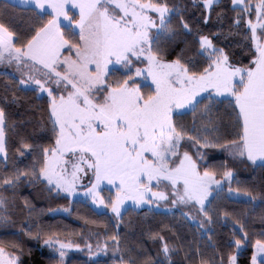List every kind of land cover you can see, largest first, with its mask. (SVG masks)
Listing matches in <instances>:
<instances>
[{
    "label": "snow or ice",
    "instance_id": "1",
    "mask_svg": "<svg viewBox=\"0 0 264 264\" xmlns=\"http://www.w3.org/2000/svg\"><path fill=\"white\" fill-rule=\"evenodd\" d=\"M220 6L192 0L197 16L183 0L0 3V264H35L33 244L48 264L84 248L87 264H238L248 249L247 264H264V0ZM10 132L29 163L10 158ZM25 188L111 215L78 216L103 232L73 240L40 221ZM139 211L174 222L125 223ZM220 227L231 239L217 240Z\"/></svg>",
    "mask_w": 264,
    "mask_h": 264
},
{
    "label": "trees",
    "instance_id": "2",
    "mask_svg": "<svg viewBox=\"0 0 264 264\" xmlns=\"http://www.w3.org/2000/svg\"><path fill=\"white\" fill-rule=\"evenodd\" d=\"M5 2L4 0H0V3ZM170 2H173V0H170ZM185 4L189 5V11L194 12L197 16H199V11L196 9L191 8L192 0H183ZM199 2V0H197ZM228 6V0H221V6L217 9V11H223L224 8ZM20 15H23L22 13H18ZM229 16L234 15L233 13L229 12L227 13ZM217 19L216 14L214 13L212 16L213 22H215ZM235 52L239 53L236 58L243 59L245 62L247 61V55L243 54L242 47H236L233 49ZM23 109H13L12 110V118L14 120L18 121H27L29 117L27 115H23L22 117L19 115V113H22ZM187 122H191L192 117L189 115L186 117ZM24 133H27L29 135H32L34 139H38L40 135V131L38 129H34L33 127L29 126L27 128L22 129ZM9 136L11 139L9 140V150H10V158H14L15 160L19 161L24 159L25 163H29V161L25 158L19 157L18 154L15 153V149L12 148V143L15 141L16 137L14 133H9ZM213 155L210 157V160L214 164H219L224 157L221 155V153L218 150H212ZM236 174L237 177L242 182H248L249 178L251 177V169L246 168L243 165H236ZM107 191H105L104 195L106 196ZM22 196L28 197L36 206L37 210L40 209L44 210V214L39 217L40 221L43 224H51L55 226L58 230L61 232H68V233H75V235L70 236V239L80 241V237L82 234H86L89 229L93 231H100L103 232L102 227H96L95 225H85L80 219H78V216H87L89 219L92 220H104L105 217L97 216L95 213L97 212L90 204H88L87 207H84L81 204H77L73 202L72 204H69L68 200L64 199H54L52 197H49L46 193H41L37 189H30L25 188L21 190ZM18 203H22V201H18ZM64 207H69L71 211V215L59 213L62 211ZM224 207L228 208L229 211L235 210L237 214L241 213L243 209L240 206H237L232 203H225ZM49 209H52V211H49ZM57 209H60V211H56ZM107 215H111L110 211L107 212ZM26 218V210L23 217L19 216L18 219H24ZM178 219V214H177ZM131 222L134 226H136V229H138L140 226L147 227L149 224L153 228H159L163 225L173 223V217L168 216H156L153 217L149 215L148 217L144 216L143 211H139L137 214H130L125 217V223ZM255 229H259L260 225L259 223H255L253 225ZM124 232H128V229H124ZM230 227H220L217 229V240L221 243L228 241L231 239L230 236ZM123 234V233H122ZM166 235H170L167 232H165ZM184 234L187 235L189 238H191V232L187 228L184 229ZM63 238V237H62ZM130 243H133L134 241L131 239L130 234ZM93 244H95V240L92 241ZM146 245L151 248V242L145 240ZM33 247L36 249L33 253L32 260L35 262V264H48V257L50 253L45 249L41 251L39 246H36L33 244ZM81 247L83 248V244L81 243ZM251 255V249H248L246 251H243L238 259V264H247V261L250 260ZM88 259L86 256L80 253H74L72 254L67 261L69 264H87ZM101 260H107V257L100 258ZM110 264V262H109Z\"/></svg>",
    "mask_w": 264,
    "mask_h": 264
},
{
    "label": "rangeland",
    "instance_id": "3",
    "mask_svg": "<svg viewBox=\"0 0 264 264\" xmlns=\"http://www.w3.org/2000/svg\"><path fill=\"white\" fill-rule=\"evenodd\" d=\"M107 195H108V192L106 193ZM106 195V196H107ZM89 204H90V202H89ZM91 205V204H90ZM92 206V205H91ZM93 208H94V206H92ZM95 209V208H94ZM97 212H99V211H105V212H108V210H100V209H95ZM59 213H63V214H67V213H65V212H63V211H60ZM74 253H80V254H83L84 256H86L87 258H88V253H87V249L86 248H84V250L83 251H77L76 249H72V250H69V253H68V257L66 258V259H68L72 254H74ZM100 258H104V256H101Z\"/></svg>",
    "mask_w": 264,
    "mask_h": 264
},
{
    "label": "crops",
    "instance_id": "4",
    "mask_svg": "<svg viewBox=\"0 0 264 264\" xmlns=\"http://www.w3.org/2000/svg\"><path fill=\"white\" fill-rule=\"evenodd\" d=\"M5 1V0H4Z\"/></svg>",
    "mask_w": 264,
    "mask_h": 264
}]
</instances>
